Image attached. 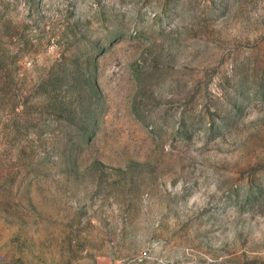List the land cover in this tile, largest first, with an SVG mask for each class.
<instances>
[{
	"label": "rangeland",
	"instance_id": "rangeland-1",
	"mask_svg": "<svg viewBox=\"0 0 264 264\" xmlns=\"http://www.w3.org/2000/svg\"><path fill=\"white\" fill-rule=\"evenodd\" d=\"M0 264H264V0H0Z\"/></svg>",
	"mask_w": 264,
	"mask_h": 264
}]
</instances>
